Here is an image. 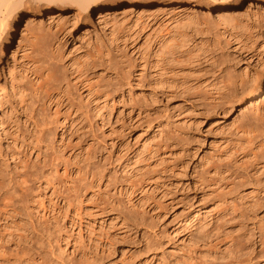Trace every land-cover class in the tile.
Listing matches in <instances>:
<instances>
[{
    "label": "rangeland",
    "instance_id": "374dc122",
    "mask_svg": "<svg viewBox=\"0 0 264 264\" xmlns=\"http://www.w3.org/2000/svg\"><path fill=\"white\" fill-rule=\"evenodd\" d=\"M249 2L231 20L171 1L23 18L0 77V264H264ZM52 73L59 108L38 91Z\"/></svg>",
    "mask_w": 264,
    "mask_h": 264
},
{
    "label": "bare ground",
    "instance_id": "6f19581e",
    "mask_svg": "<svg viewBox=\"0 0 264 264\" xmlns=\"http://www.w3.org/2000/svg\"><path fill=\"white\" fill-rule=\"evenodd\" d=\"M170 1L172 2L173 5H187L188 7H190L189 9H191V11H192V8H191L192 6L204 7L205 9L208 10V12L205 11V14L203 15V17H201V19L207 20L212 11H218L219 12L218 17L220 20H231L234 18V16H236L237 12L232 13V12H229L228 10L239 9L240 7H242L243 3L248 0H0V16L2 15L4 16V18L3 16H2V19L0 18V77L5 75L6 66L4 64L8 63L7 58L12 52L13 42H14L15 36L19 33V28L22 23L21 21L23 20L24 17H30L35 12H38L39 14L44 13V12L52 13L53 17L51 16V18H53L55 21L58 18H64L65 13L71 12L74 10L77 13V17L82 18V19L83 18L95 19L94 16L95 14H97L99 16L100 22H102L106 20L109 16L113 15L111 11L114 7L118 5L132 4L135 6L143 5V6L153 7L154 5H158V4L166 3ZM253 1H256L257 6L264 8L263 6L264 0H250L249 6H248L249 8L256 6L255 2ZM55 10L57 11L55 12ZM179 11H182V10H179ZM166 46L168 48L169 45L167 44ZM162 50L166 51V48L163 47L161 49V52ZM56 73L57 72L55 71V74ZM55 74L53 73L45 74L46 76L44 75V78L41 79L42 83L41 82L40 83L42 84V86L40 85V88L38 89V91H42L43 94H46V96L48 97L47 103L49 102V105H54L55 107L59 108V106L62 105L63 97L61 93H57L59 89L55 88L56 80H54L55 78L53 76ZM256 78L258 79V77H255V79H253L249 83L250 84L252 83L251 85H254V87L258 89V93H260L261 88H262L261 87L262 82L257 80ZM51 88H53V90L51 93H49L48 90ZM88 90H89L88 92L91 94V91H92L91 87H89ZM95 94H96V91H95ZM102 114L100 112L99 117L102 118L103 117ZM0 123L3 124V121ZM26 197L24 198V200L20 199L17 202L20 204V201L23 200V203H24V201L26 200ZM15 204L16 202H14V205L10 204L11 205L10 208L9 206H6L5 211L0 210V217H2L4 213L6 215L7 213L6 209L7 208L12 209L15 206ZM3 238L4 236L0 235L1 242L3 241ZM260 239H261L260 243L263 249L264 248V234L261 235Z\"/></svg>",
    "mask_w": 264,
    "mask_h": 264
}]
</instances>
